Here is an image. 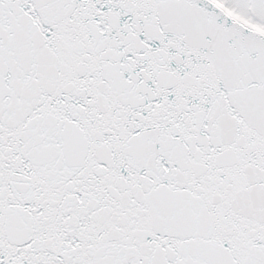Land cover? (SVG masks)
<instances>
[{
    "label": "snow or ice",
    "instance_id": "6c2138e0",
    "mask_svg": "<svg viewBox=\"0 0 264 264\" xmlns=\"http://www.w3.org/2000/svg\"><path fill=\"white\" fill-rule=\"evenodd\" d=\"M0 264H264V0H0Z\"/></svg>",
    "mask_w": 264,
    "mask_h": 264
}]
</instances>
